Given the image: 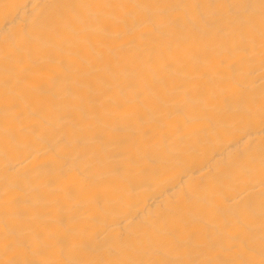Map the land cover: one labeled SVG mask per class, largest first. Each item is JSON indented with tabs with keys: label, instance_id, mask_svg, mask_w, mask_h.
Here are the masks:
<instances>
[{
	"label": "bare ground",
	"instance_id": "bare-ground-1",
	"mask_svg": "<svg viewBox=\"0 0 264 264\" xmlns=\"http://www.w3.org/2000/svg\"><path fill=\"white\" fill-rule=\"evenodd\" d=\"M0 264H264V0H0Z\"/></svg>",
	"mask_w": 264,
	"mask_h": 264
}]
</instances>
